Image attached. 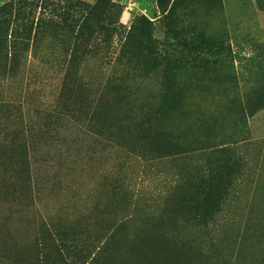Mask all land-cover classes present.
Listing matches in <instances>:
<instances>
[{"label": "rangeland", "instance_id": "374dc122", "mask_svg": "<svg viewBox=\"0 0 264 264\" xmlns=\"http://www.w3.org/2000/svg\"><path fill=\"white\" fill-rule=\"evenodd\" d=\"M113 1L107 41L6 45L0 264H57L64 239L69 264H264V0ZM141 17L169 60L124 54ZM197 33L221 52L178 59ZM201 184L223 198L206 226L184 202Z\"/></svg>", "mask_w": 264, "mask_h": 264}, {"label": "trees", "instance_id": "16d2710c", "mask_svg": "<svg viewBox=\"0 0 264 264\" xmlns=\"http://www.w3.org/2000/svg\"><path fill=\"white\" fill-rule=\"evenodd\" d=\"M116 5L113 0H97L95 3H88L84 0L6 1L0 5V59L8 58V55L4 53L8 41L13 43L10 45L11 47H17V44L28 46V43L35 41L44 25L53 27V30H56L57 26L71 32L75 30L74 28L79 27L77 33L83 34L84 39L90 42L99 41L100 37L94 36L95 33H103L104 41H107L110 37L111 25L114 24L111 15ZM38 13L39 16H37ZM172 14L170 11L169 16ZM178 20V17H175L174 22H178ZM151 24L152 22L144 17L137 21L135 29L140 35L139 43L135 47L128 46L124 52L127 58L138 55L143 57L147 63L152 59L163 62L171 58L170 53L161 47L164 43L147 33ZM176 32L182 34L181 30ZM198 47L202 50H198ZM222 47V40L205 38L201 33H197L195 40L191 42L189 52L187 54L180 53L178 59L184 60L188 56L193 59H201L203 56L202 59H205L219 54ZM84 52L70 56L68 77L78 59L85 54ZM184 200L191 217L199 224L206 226L217 215L223 198L209 191L207 185L201 184ZM79 243L72 239L70 242H66L64 239L55 243L53 250L55 262L69 264L67 261L69 256L79 257L83 252V247ZM46 261L42 260L41 262L47 264Z\"/></svg>", "mask_w": 264, "mask_h": 264}]
</instances>
